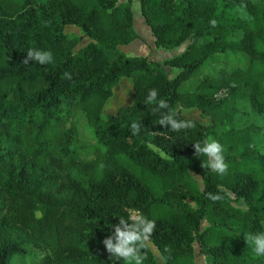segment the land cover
<instances>
[{"label":"trees","instance_id":"obj_1","mask_svg":"<svg viewBox=\"0 0 264 264\" xmlns=\"http://www.w3.org/2000/svg\"><path fill=\"white\" fill-rule=\"evenodd\" d=\"M135 1L155 48L186 45L182 53L160 63L119 51L139 38L131 0H0V264H112L102 241L132 209L156 221L149 243L163 264H195L194 245L206 264H264L244 238L264 232V0ZM30 48L53 61L22 63ZM225 53L246 56L248 68L181 92ZM123 79L133 102L105 115ZM153 88L195 126L159 125L167 109L146 103ZM192 110L208 123L182 116ZM79 115L94 145L78 144ZM207 137L224 146L226 175L195 155ZM218 192L234 198H207ZM143 252L144 264H158L149 246Z\"/></svg>","mask_w":264,"mask_h":264},{"label":"clouds","instance_id":"obj_2","mask_svg":"<svg viewBox=\"0 0 264 264\" xmlns=\"http://www.w3.org/2000/svg\"><path fill=\"white\" fill-rule=\"evenodd\" d=\"M210 24L215 27L216 21H210ZM38 62L41 65L49 64L53 61V53L51 51L39 50L30 48L26 52L24 64L29 62ZM64 77L71 79V74L64 73ZM147 104H156L155 111L167 109L166 112H161V117L158 124L161 126H170L172 131H180L191 129L195 126L191 120L178 119V113L183 111L182 108L172 109L165 99H158V91L153 88L150 89L147 98ZM143 125L140 122H132L131 130L132 135H138L142 130ZM195 155L206 157L205 165L210 170L218 175H226L228 173L229 165L225 160L224 146L216 139L207 137L202 141L193 144ZM219 188V186H218ZM207 198L212 201H220L227 195L229 198H234L233 193H226L221 195L207 193ZM113 231L103 241L106 251L110 254L109 259L112 264L117 261H124L125 264H144L146 256L143 250L148 247L149 240L156 229V221L149 219L139 210H129L128 215L120 216L117 224L112 225ZM245 241L252 247L253 252L257 257L264 256V232L257 233H244Z\"/></svg>","mask_w":264,"mask_h":264},{"label":"rangeland","instance_id":"obj_3","mask_svg":"<svg viewBox=\"0 0 264 264\" xmlns=\"http://www.w3.org/2000/svg\"><path fill=\"white\" fill-rule=\"evenodd\" d=\"M125 2L127 0H120ZM132 1V14H133V28L139 38L128 46H123L119 48V51L125 57H148L150 60L157 61L162 63L164 60L170 59L180 53H182L186 45L181 46L180 48L174 51H164L158 50L154 46V38L150 32V29L145 24L143 17L140 12V5L135 0ZM65 34L72 36H79L80 31L68 27L65 29ZM88 42L84 40L80 47L86 45ZM249 66V59L242 55H231L228 53L221 54L214 57L208 63L204 64L201 68L195 71L191 77L182 84L181 92L193 91V87L202 79L207 76H215L219 70L225 69L228 71H234L236 69L245 70ZM165 72L168 74L169 78H172L177 71L170 69V67L164 66ZM131 81L128 79H123L119 83V90L115 91L113 97L107 102L106 109L104 110L105 115L115 114L117 110L125 105H131L133 98L131 95ZM182 116L186 119L196 120L202 124H207L206 120H203L199 117L198 113L194 110L182 112ZM75 135L77 142L80 146H91L96 143L92 130L87 126L85 118L82 115H79L75 118ZM257 148L264 152V131H262L257 137ZM87 158L90 155L86 156ZM193 178L200 184V178L192 175ZM239 208L245 209L243 203L239 204ZM203 227H206V224H203ZM152 254L154 255L158 264H163V260L159 256L155 248L149 243L148 244ZM195 248V264H206L205 257L198 255L197 245H194ZM37 256L42 257L45 255L44 252L37 251Z\"/></svg>","mask_w":264,"mask_h":264},{"label":"crops","instance_id":"obj_4","mask_svg":"<svg viewBox=\"0 0 264 264\" xmlns=\"http://www.w3.org/2000/svg\"><path fill=\"white\" fill-rule=\"evenodd\" d=\"M135 42V41H134ZM132 44V43H131Z\"/></svg>","mask_w":264,"mask_h":264}]
</instances>
